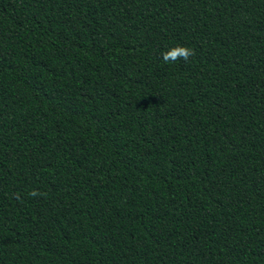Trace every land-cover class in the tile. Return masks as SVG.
<instances>
[{"label": "trees", "instance_id": "trees-1", "mask_svg": "<svg viewBox=\"0 0 264 264\" xmlns=\"http://www.w3.org/2000/svg\"><path fill=\"white\" fill-rule=\"evenodd\" d=\"M0 264H264V0H0Z\"/></svg>", "mask_w": 264, "mask_h": 264}, {"label": "clouds", "instance_id": "clouds-1", "mask_svg": "<svg viewBox=\"0 0 264 264\" xmlns=\"http://www.w3.org/2000/svg\"><path fill=\"white\" fill-rule=\"evenodd\" d=\"M195 55V51L189 47L176 46L163 53V60L165 63H175L177 60L183 59L185 62L189 61ZM32 196L42 195L37 191L30 193Z\"/></svg>", "mask_w": 264, "mask_h": 264}]
</instances>
